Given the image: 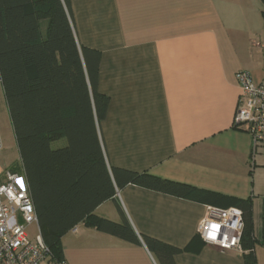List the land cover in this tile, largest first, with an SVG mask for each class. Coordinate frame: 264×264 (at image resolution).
Returning <instances> with one entry per match:
<instances>
[{
	"label": "crops",
	"instance_id": "1",
	"mask_svg": "<svg viewBox=\"0 0 264 264\" xmlns=\"http://www.w3.org/2000/svg\"><path fill=\"white\" fill-rule=\"evenodd\" d=\"M78 43L99 52L97 90L109 99L99 133L109 168L149 172L222 195L204 203L126 184L94 213L180 249L175 264H245L242 252L197 233L207 206L251 201L253 252L264 264V141L234 127L236 73L264 80L260 0H69ZM0 180L23 174L0 83ZM39 233L38 223L36 224ZM76 228L75 231L73 229ZM35 233V234H37ZM34 234V235H35ZM66 264H159L82 222L61 237ZM40 264H59L48 256Z\"/></svg>",
	"mask_w": 264,
	"mask_h": 264
},
{
	"label": "trees",
	"instance_id": "2",
	"mask_svg": "<svg viewBox=\"0 0 264 264\" xmlns=\"http://www.w3.org/2000/svg\"><path fill=\"white\" fill-rule=\"evenodd\" d=\"M98 62L99 52L76 39L69 0H0V83L39 233L58 263L61 237L82 222L143 243L159 264H175L180 249L138 235L118 204L120 221L97 216L96 207L126 184L204 203L223 196L149 172L109 168L99 133L109 99L97 90ZM233 206L242 211L244 263L256 264L251 201L234 199Z\"/></svg>",
	"mask_w": 264,
	"mask_h": 264
},
{
	"label": "built area",
	"instance_id": "3",
	"mask_svg": "<svg viewBox=\"0 0 264 264\" xmlns=\"http://www.w3.org/2000/svg\"><path fill=\"white\" fill-rule=\"evenodd\" d=\"M262 51L264 56V36ZM235 77L240 92L234 127L247 132L257 147L264 141V80L256 82L248 70L237 72ZM32 224H37V217L23 175L5 171L0 180V264H40L50 256L40 233L29 236L27 230ZM243 228L238 207L207 206L197 233L208 245L242 252ZM59 264L66 262L62 260Z\"/></svg>",
	"mask_w": 264,
	"mask_h": 264
},
{
	"label": "rangeland",
	"instance_id": "4",
	"mask_svg": "<svg viewBox=\"0 0 264 264\" xmlns=\"http://www.w3.org/2000/svg\"><path fill=\"white\" fill-rule=\"evenodd\" d=\"M43 27H44V25H42V28ZM62 143H64L63 139L58 141V144L61 145ZM27 231H28L29 236L33 237L34 234L38 232L36 224H32L31 226H29Z\"/></svg>",
	"mask_w": 264,
	"mask_h": 264
}]
</instances>
